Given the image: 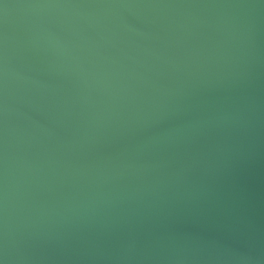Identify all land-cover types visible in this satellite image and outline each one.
<instances>
[{"label": "water", "instance_id": "water-1", "mask_svg": "<svg viewBox=\"0 0 264 264\" xmlns=\"http://www.w3.org/2000/svg\"><path fill=\"white\" fill-rule=\"evenodd\" d=\"M0 264H264V0H0Z\"/></svg>", "mask_w": 264, "mask_h": 264}]
</instances>
